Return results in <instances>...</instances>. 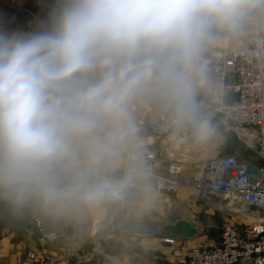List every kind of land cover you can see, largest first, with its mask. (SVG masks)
Wrapping results in <instances>:
<instances>
[{
	"label": "clouds",
	"instance_id": "1",
	"mask_svg": "<svg viewBox=\"0 0 264 264\" xmlns=\"http://www.w3.org/2000/svg\"><path fill=\"white\" fill-rule=\"evenodd\" d=\"M27 27L0 23V200L52 218L154 193L132 144V101L151 93L197 144L201 56L264 0H38Z\"/></svg>",
	"mask_w": 264,
	"mask_h": 264
},
{
	"label": "built area",
	"instance_id": "2",
	"mask_svg": "<svg viewBox=\"0 0 264 264\" xmlns=\"http://www.w3.org/2000/svg\"><path fill=\"white\" fill-rule=\"evenodd\" d=\"M201 63L205 72L213 76L197 95L202 114L219 118L235 128L253 146L257 161L227 153L196 170L193 184L216 205L236 211L240 222L227 221L217 237L203 235L199 242L187 248L186 263L264 264V32H255L246 46L213 47L206 42ZM228 91L233 98L228 97ZM147 121L155 134L189 131L172 125L168 113L159 110ZM136 148L145 170L182 180V161H167L165 169H156L158 152L149 144ZM164 240L174 244L179 252L184 249L183 241L176 237ZM37 258V252L31 250L22 264H36ZM46 264L82 263L80 258L51 256Z\"/></svg>",
	"mask_w": 264,
	"mask_h": 264
},
{
	"label": "crops",
	"instance_id": "3",
	"mask_svg": "<svg viewBox=\"0 0 264 264\" xmlns=\"http://www.w3.org/2000/svg\"><path fill=\"white\" fill-rule=\"evenodd\" d=\"M24 10H29L33 18L25 21L22 16ZM39 12L38 0H0V23L10 27H27ZM259 30L264 32V8L254 9L237 32L214 34L207 42L213 47L246 46L250 43L251 36ZM205 76L206 80L213 77L207 72ZM228 97H234L230 91ZM156 110L167 113L151 93L138 96L131 104L135 129L132 144L135 147L149 144L158 152L156 169L163 170L167 161L178 160L184 163L183 177H196V170L205 162L227 153L240 155L243 152L242 144L251 147L235 128L223 126L219 121L211 119L209 121L215 130L214 135L202 144L194 142L190 131L175 130L167 135L155 134L151 131L147 119ZM245 131L250 137V131ZM254 157L250 158L257 161L256 154ZM134 204L133 200H129L115 208L104 203L72 217L57 219L43 215L31 207L16 209L6 201L0 200V264H22L28 259V252L31 250L37 252L36 264H46L47 258L51 256L71 260L80 258L82 264H157L151 258L145 257V252H150L154 257L166 258L174 264H187V248L199 242L203 234L192 240H181L184 249L179 252L174 244L164 238L134 234L115 227L122 229L123 235L129 240L133 239L131 241L136 245L132 248L135 260H130L131 255L127 251L119 253L116 248H108V242L113 241L121 245L123 238L106 230L97 232L96 226L115 220L116 218L111 217L113 214H118L121 218L120 226L124 221L154 224L155 221L151 219L130 217L127 210ZM219 234L220 232L211 237H217Z\"/></svg>",
	"mask_w": 264,
	"mask_h": 264
},
{
	"label": "rangeland",
	"instance_id": "4",
	"mask_svg": "<svg viewBox=\"0 0 264 264\" xmlns=\"http://www.w3.org/2000/svg\"><path fill=\"white\" fill-rule=\"evenodd\" d=\"M206 117L213 121H219V124L229 127L227 123L219 118L211 116ZM241 148L243 152L240 155L243 157L255 158L253 146L247 147L245 144H242ZM225 152L227 151L225 150ZM182 180H187L192 182V184L196 181L195 177H183ZM148 184L151 187H156V185H151L150 183ZM182 186L187 188L191 187L188 184H183ZM153 193L154 196L151 198L150 202L147 203V206H145V192L143 186L138 185L129 192L128 196L123 201L110 202L108 204H111V206L116 208L118 205H123L129 200H133L135 204L132 208L127 210L130 217L151 219L152 221H155L154 224L173 223L178 219L184 218L197 226L201 234L208 236L219 233L227 221L234 223L240 222V219L236 216V214H233L232 212L229 213L220 206H213L211 202H209L212 201L211 198L207 200L200 197L198 194L189 193L186 190L174 191L173 193L153 191ZM117 216L118 214H113L111 217L116 219L108 221L107 224H98L96 226L98 228L97 232L106 230L107 232H112L114 234L117 233L119 237L123 238L124 242H122L121 245L113 241L108 242L110 243L108 248L111 250L116 248V251L119 253L127 251L128 254L131 255L130 260L134 261V252L132 248H135L136 245L133 244V239L129 240L123 235L122 232L124 231L122 229L118 230L115 228H120L121 218ZM104 243H106V241Z\"/></svg>",
	"mask_w": 264,
	"mask_h": 264
},
{
	"label": "water",
	"instance_id": "5",
	"mask_svg": "<svg viewBox=\"0 0 264 264\" xmlns=\"http://www.w3.org/2000/svg\"><path fill=\"white\" fill-rule=\"evenodd\" d=\"M23 19L28 21L33 18L32 13L29 10H24L22 13ZM254 181V179H252ZM152 191L173 193L174 191L186 190L189 193L198 194L209 200V197L201 192L197 187H184L181 182L176 179H172L168 176H159V185L156 187H151ZM213 206H220L209 201ZM222 209L229 213L236 214L231 208L220 206ZM120 228L126 229L128 232L134 234H146L151 236H156L160 238L176 237L180 240H192L200 236L201 232L197 226H195L191 221L187 219H178L173 223H162V224H151V223H135L133 221H124L121 223ZM145 257L151 258L154 263L157 264H174L163 257H154L150 252L143 253Z\"/></svg>",
	"mask_w": 264,
	"mask_h": 264
},
{
	"label": "bare ground",
	"instance_id": "6",
	"mask_svg": "<svg viewBox=\"0 0 264 264\" xmlns=\"http://www.w3.org/2000/svg\"><path fill=\"white\" fill-rule=\"evenodd\" d=\"M146 172H147V176H148L147 183H150L151 185H156V186L159 185V176L160 175H157L156 173H154L150 170H146ZM180 182L182 185L188 184L191 187H198V185H194V184H192V182H189L187 180H181Z\"/></svg>",
	"mask_w": 264,
	"mask_h": 264
}]
</instances>
